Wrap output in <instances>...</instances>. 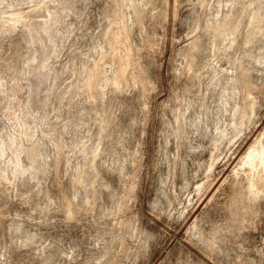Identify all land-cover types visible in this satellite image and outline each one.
<instances>
[{"label":"rangeland","instance_id":"374dc122","mask_svg":"<svg viewBox=\"0 0 264 264\" xmlns=\"http://www.w3.org/2000/svg\"><path fill=\"white\" fill-rule=\"evenodd\" d=\"M262 30L264 0H0V264H258Z\"/></svg>","mask_w":264,"mask_h":264},{"label":"bare ground","instance_id":"6f19581e","mask_svg":"<svg viewBox=\"0 0 264 264\" xmlns=\"http://www.w3.org/2000/svg\"><path fill=\"white\" fill-rule=\"evenodd\" d=\"M232 10V7H231ZM23 13V12H22ZM21 14V13H20ZM230 14V13H229ZM228 14V15H229ZM16 15V14H15ZM11 16V15H10ZM16 16H20L19 13ZM21 18V17H20ZM260 15L257 14L254 18V21L259 20ZM27 20V19H25ZM17 21V19H14V22ZM121 21V20H120ZM127 21V20H126ZM126 21H123L126 23ZM226 21V20H225ZM29 24V23H28ZM121 24V23H120ZM262 25V24H261ZM225 26V24L223 25ZM262 28V27H261ZM123 30H125V26L123 25ZM217 30V29H216ZM47 31V29L45 30ZM264 31V30H262ZM29 33V31H28ZM35 33V32H33ZM39 33V32H38ZM121 34V33H120ZM127 36V35H126ZM40 38V37H39ZM111 39V38H110ZM123 39V38H122ZM118 38L115 35V38L113 37V41L112 43H117ZM249 42V41H248ZM125 43V42H124ZM231 43V42H230ZM246 43V42H245ZM251 43V42H250ZM118 44V43H117ZM126 44V43H125ZM124 45V44H123ZM127 45V44H126ZM248 45V44H247ZM120 47V46H119ZM125 47V46H124ZM128 47V46H127ZM130 47V46H129ZM127 49V48H126ZM125 49V50H126ZM131 49V48H130ZM129 49V50H130ZM117 51V50H116ZM127 52V51H126ZM114 55V54H113ZM125 56V55H124ZM113 57V56H112ZM111 57V58H112ZM116 57V56H115ZM259 57V56H258ZM113 60V59H112ZM122 61V60H121ZM124 61V59H123ZM127 61V58H126ZM117 62V61H116ZM132 62V61H131ZM122 63V62H121ZM129 63V62H128ZM239 64V63H238ZM102 65V64H101ZM124 65V64H123ZM121 65V66H123ZM38 67H40L38 65ZM118 67V66H117ZM94 68V67H93ZM38 69V68H37ZM117 69V68H116ZM95 71V70H94ZM239 75L237 76L235 83L236 85L240 88L241 92H242V98H241V103L239 106V125L242 126L244 124V122L248 119H250V114H252V111L254 109V102L251 98V91H250V81L248 78V75L246 73L245 70H242L241 68H239ZM122 72V71H121ZM125 73V72H124ZM92 74V73H91ZM115 74V73H114ZM121 77V76H119ZM127 77V76H126ZM252 77V76H251ZM90 78V77H89ZM105 78V77H104ZM113 78V76H112ZM111 78V79H112ZM115 78V77H114ZM113 78V79H114ZM129 78V77H128ZM88 79V78H87ZM96 79V78H95ZM98 79V78H97ZM112 79V80H113ZM120 79V78H119ZM123 79V78H122ZM132 79V78H131ZM92 81V80H91ZM115 81H117V78H115ZM124 81V80H123ZM132 81V80H131ZM134 81V80H133ZM96 82V81H95ZM98 82V81H97ZM100 82V81H99ZM232 82V81H230ZM91 83V82H90ZM89 83V84H90ZM120 84V83H119ZM231 85V84H230ZM96 87V86H95ZM231 87V86H230ZM89 88V87H88ZM234 90V89H233ZM232 91V90H231ZM235 91V90H234ZM233 91V92H234ZM94 92V91H93ZM233 94V93H232ZM240 94V93H239ZM234 95V94H233ZM255 95V94H254ZM232 96V95H231ZM233 97V96H232ZM233 99H235L233 97ZM227 105V104H226ZM237 107V106H235ZM235 112V111H234ZM253 115V114H252ZM252 117V116H251ZM252 120V119H251ZM238 125V126H239ZM245 126V125H244ZM234 128V127H233ZM235 129V128H234ZM239 130V129H238ZM238 132V131H237ZM241 132V130H240ZM238 134V133H236ZM261 135V134H260ZM264 135V134H263ZM263 137V136H262ZM16 141V140H15ZM15 144V143H14ZM33 150V148L30 149L29 152H31ZM241 165H246V167H248L251 171L255 172L253 169L260 167V169H264V141L260 138H256L252 144L247 148L246 152L244 153V155L240 158L239 160ZM34 163V162H32ZM243 166V167H244ZM33 168V167H31ZM247 168V169H248ZM241 169V168H239ZM241 171V170H240ZM238 171L239 173H242ZM237 172V171H236ZM245 173V172H244ZM243 173V174H244ZM262 173V171H261ZM248 174V173H247ZM250 174V173H249ZM252 174V173H251ZM263 174V173H262ZM245 175V174H244ZM238 176V175H237ZM251 177V176H250ZM246 178L247 180V187L249 190H251L253 187H255L256 185H260L261 187H264V183L262 182V177L260 176V179H256L254 180L253 178ZM257 178V177H256ZM238 180V179H237ZM244 185V184H243ZM251 193V192H250ZM249 194V192H248ZM242 201V200H241Z\"/></svg>","mask_w":264,"mask_h":264},{"label":"snow or ice","instance_id":"6c2138e0","mask_svg":"<svg viewBox=\"0 0 264 264\" xmlns=\"http://www.w3.org/2000/svg\"><path fill=\"white\" fill-rule=\"evenodd\" d=\"M261 103H264V93L261 95ZM69 219H72L71 214ZM261 257H264V247L261 248ZM14 264H37V262L32 259L27 247L22 245L21 249L14 254ZM258 264H264V258L259 259Z\"/></svg>","mask_w":264,"mask_h":264}]
</instances>
